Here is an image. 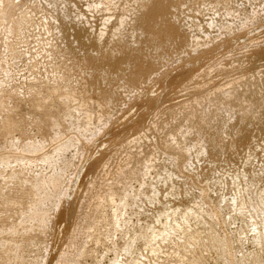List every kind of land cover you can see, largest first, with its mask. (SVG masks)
<instances>
[{"label":"rangeland","instance_id":"rangeland-1","mask_svg":"<svg viewBox=\"0 0 264 264\" xmlns=\"http://www.w3.org/2000/svg\"><path fill=\"white\" fill-rule=\"evenodd\" d=\"M115 261L264 264V0H0V264Z\"/></svg>","mask_w":264,"mask_h":264},{"label":"bare ground","instance_id":"bare-ground-1","mask_svg":"<svg viewBox=\"0 0 264 264\" xmlns=\"http://www.w3.org/2000/svg\"><path fill=\"white\" fill-rule=\"evenodd\" d=\"M157 10L155 12H157ZM159 12L161 13L160 10ZM99 197L101 196H98V198ZM99 199L101 201L98 202V204L95 206L97 210L96 211L93 210L91 213L86 214L85 216L83 215L84 221H82L84 223L83 225H85L84 229L85 232L87 233V237L91 238L96 245H98L103 241L105 234L102 231L100 232L99 230L101 224H106L115 230L119 227L118 226L120 224L119 215L123 211L124 206L128 201V189L126 187L119 189L115 187H110L109 192L105 196ZM93 228H95L96 231L93 232L90 231ZM86 243H87L86 241L83 242L77 248L76 257H77V262L79 263L83 258H87L88 256L90 257L93 255V250L88 249Z\"/></svg>","mask_w":264,"mask_h":264}]
</instances>
